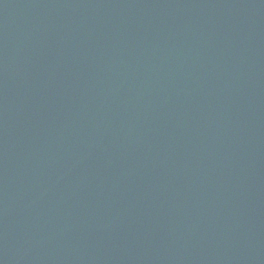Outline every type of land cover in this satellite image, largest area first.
I'll use <instances>...</instances> for the list:
<instances>
[{
  "label": "water",
  "instance_id": "water-1",
  "mask_svg": "<svg viewBox=\"0 0 264 264\" xmlns=\"http://www.w3.org/2000/svg\"><path fill=\"white\" fill-rule=\"evenodd\" d=\"M0 264H264V0H0Z\"/></svg>",
  "mask_w": 264,
  "mask_h": 264
}]
</instances>
